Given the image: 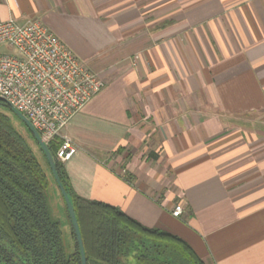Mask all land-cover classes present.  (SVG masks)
<instances>
[{
  "label": "crops",
  "instance_id": "0c3cea01",
  "mask_svg": "<svg viewBox=\"0 0 264 264\" xmlns=\"http://www.w3.org/2000/svg\"><path fill=\"white\" fill-rule=\"evenodd\" d=\"M0 19L42 23L104 82L61 132L77 196L204 264H264V0H0Z\"/></svg>",
  "mask_w": 264,
  "mask_h": 264
},
{
  "label": "trees",
  "instance_id": "16d2710c",
  "mask_svg": "<svg viewBox=\"0 0 264 264\" xmlns=\"http://www.w3.org/2000/svg\"><path fill=\"white\" fill-rule=\"evenodd\" d=\"M2 110L13 115L0 102V264H81L60 193L74 242L67 249L68 254L62 242L61 222L52 217L46 198L47 176ZM23 126L37 145L32 133ZM59 144V140H53L47 147L72 202L87 264H204L179 237L147 228L115 207L77 196L63 164L56 159Z\"/></svg>",
  "mask_w": 264,
  "mask_h": 264
},
{
  "label": "built area",
  "instance_id": "2783aa9c",
  "mask_svg": "<svg viewBox=\"0 0 264 264\" xmlns=\"http://www.w3.org/2000/svg\"><path fill=\"white\" fill-rule=\"evenodd\" d=\"M103 86L98 74L42 23L0 19V97L27 118L46 144L60 141L55 153L60 163L76 152L62 130ZM181 213L182 207L175 206L172 215Z\"/></svg>",
  "mask_w": 264,
  "mask_h": 264
},
{
  "label": "rangeland",
  "instance_id": "374dc122",
  "mask_svg": "<svg viewBox=\"0 0 264 264\" xmlns=\"http://www.w3.org/2000/svg\"><path fill=\"white\" fill-rule=\"evenodd\" d=\"M2 112L5 113L9 117L13 128L15 129V131L18 134H20L23 137L26 145L29 147V149L33 153L34 157L37 159L38 163L40 164L43 172L47 176V179L49 182V187H48L47 192H46V198L48 201V205L50 207L52 217L60 220L61 225L63 222L62 242H63V245L66 248V252L68 254L67 249L72 248L74 245V242L71 238V229L69 226L68 219L66 217L65 208H64L62 199L59 195V192H58L56 183L53 179V176L50 173L49 168L47 167L46 162H45L43 155L40 152L38 146L31 139L26 128L23 126V124L20 122V120L16 116L12 115L9 111L2 110Z\"/></svg>",
  "mask_w": 264,
  "mask_h": 264
},
{
  "label": "water",
  "instance_id": "95a60500",
  "mask_svg": "<svg viewBox=\"0 0 264 264\" xmlns=\"http://www.w3.org/2000/svg\"><path fill=\"white\" fill-rule=\"evenodd\" d=\"M0 102L4 103L5 105H7L11 112L13 113V115H15L21 122H23V124L28 128V130L32 133L38 147L40 148V150L43 152L46 160H47V163H48V166H49V169H50V172L53 176V179L56 183V186H57V189L66 205V208H67V211H68V215H69V219H70V222H71V226H72V229H73V233L75 235V239H76V242H77V246H78V251H79V254H80V259H81V264H87L86 262V257H85V254H84V248H83V243H82V239H81V235H80V232H79V228H78V224H77V220H76V217H75V213H74V209H73V205H72V202L66 192V190L64 189V187L62 186L60 180H59V177L56 173V168H55V160L53 158V156L51 155L48 147H47V144L42 140V138L40 137L39 133L34 129V127L31 125V123L27 120V118L20 114L17 110H15L12 106H10L7 101L3 98L0 97Z\"/></svg>",
  "mask_w": 264,
  "mask_h": 264
}]
</instances>
